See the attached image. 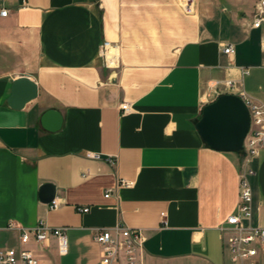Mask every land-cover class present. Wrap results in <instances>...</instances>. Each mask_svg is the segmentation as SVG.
Segmentation results:
<instances>
[{
  "label": "crops",
  "instance_id": "obj_1",
  "mask_svg": "<svg viewBox=\"0 0 264 264\" xmlns=\"http://www.w3.org/2000/svg\"><path fill=\"white\" fill-rule=\"evenodd\" d=\"M257 2L0 0V243L17 244L9 222L42 219L64 228L66 252L55 237L31 242L39 264H99L93 229L121 224L144 230L142 264H231L219 226L246 166L250 223L264 225V147L245 161L210 148L195 123L221 94L264 105ZM22 75L37 95L14 109L7 97ZM47 109L61 116L56 130L41 125ZM44 183L56 207L40 201ZM253 264H264V245Z\"/></svg>",
  "mask_w": 264,
  "mask_h": 264
},
{
  "label": "built area",
  "instance_id": "obj_2",
  "mask_svg": "<svg viewBox=\"0 0 264 264\" xmlns=\"http://www.w3.org/2000/svg\"><path fill=\"white\" fill-rule=\"evenodd\" d=\"M6 8H0V15H5ZM264 25V0H258L254 17L253 27ZM111 44L104 40L100 46V53L106 56ZM261 48L264 52V31L261 35ZM233 47L230 43L223 45V52L230 53ZM246 71V70H245ZM245 102L249 114V129L243 140L240 150L243 159L247 161L250 157L258 154L259 149L264 147V105L252 99L241 96ZM123 111L128 110L127 104H122ZM85 156L92 159H100L97 152H86ZM107 161L112 162V156H106ZM254 170L246 166L238 174V205L234 213L226 216L224 224L219 226L221 243L228 252L231 264H253L254 257L264 245V225H252V192L248 181V175ZM120 184L129 185L125 180ZM108 193L105 194L107 196ZM49 206L56 207L54 199ZM79 211H87V206H77ZM8 228L17 230L16 245H0V264H39L34 251L29 243H45L50 237H55L59 253L66 252V236L64 228L50 226L42 219H38L31 227L17 226L9 222ZM93 239L100 246L99 264H142L144 241L146 234L142 228L127 227L116 224L113 228L98 227L92 232Z\"/></svg>",
  "mask_w": 264,
  "mask_h": 264
},
{
  "label": "water",
  "instance_id": "obj_3",
  "mask_svg": "<svg viewBox=\"0 0 264 264\" xmlns=\"http://www.w3.org/2000/svg\"><path fill=\"white\" fill-rule=\"evenodd\" d=\"M37 95V85L27 76L13 79L7 104L20 109ZM61 116L55 109H47L40 118L42 127L56 130L61 125ZM195 127L202 140L212 149L238 152L249 129V114L239 95L225 93L204 105ZM54 186L44 183L39 188V199L49 203L54 198Z\"/></svg>",
  "mask_w": 264,
  "mask_h": 264
},
{
  "label": "bare ground",
  "instance_id": "obj_4",
  "mask_svg": "<svg viewBox=\"0 0 264 264\" xmlns=\"http://www.w3.org/2000/svg\"><path fill=\"white\" fill-rule=\"evenodd\" d=\"M108 50L109 51H108V53H106V56L109 58L110 55H108V54H111L112 52H114L115 51V48L114 47H109ZM109 62L111 63V60H109Z\"/></svg>",
  "mask_w": 264,
  "mask_h": 264
},
{
  "label": "rangeland",
  "instance_id": "obj_5",
  "mask_svg": "<svg viewBox=\"0 0 264 264\" xmlns=\"http://www.w3.org/2000/svg\"><path fill=\"white\" fill-rule=\"evenodd\" d=\"M5 243H6V242L4 241V242L0 243V245H5Z\"/></svg>",
  "mask_w": 264,
  "mask_h": 264
}]
</instances>
